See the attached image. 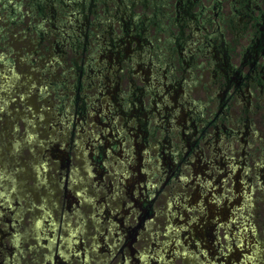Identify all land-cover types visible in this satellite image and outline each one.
<instances>
[{
	"label": "flooded vegetation",
	"instance_id": "af4514ba",
	"mask_svg": "<svg viewBox=\"0 0 264 264\" xmlns=\"http://www.w3.org/2000/svg\"><path fill=\"white\" fill-rule=\"evenodd\" d=\"M165 3L161 0L157 6L162 9ZM95 4L91 0L88 12ZM119 10L114 6L103 12L112 16L110 23L116 22L119 32L109 36L112 47L99 52L113 54L114 63L89 67L101 49L93 46L90 63L76 65L71 89L76 98L66 105L61 95L56 105L57 113L63 114L74 105V121L83 119L87 108L99 113L101 107L86 101L82 92L86 86L94 87L85 80L91 75L87 71H99L104 78L95 87L97 99L112 91L123 116L121 134L109 146L114 150L106 158L101 145L95 152L98 143L86 144L93 149L94 175L75 164L84 157L75 150L72 135L61 144L50 139L49 147L38 143L42 151L38 167L43 171L39 179L20 161L21 166L14 167V159L9 158L15 148L0 152V264H244L239 255L247 251V244L240 233L247 236L249 228L242 223L239 232L231 219L223 224L234 216L226 200L203 192L229 191L231 196L248 192L251 203L243 219L248 218L253 227V241L258 235L264 242L260 206H264V0H174L172 23H168L177 29L163 31L168 41L164 46L159 37L154 42L142 35L147 31L145 15ZM230 24L242 28L241 42L237 34L225 36V25ZM89 36L85 33L82 38ZM128 37L134 39L132 46L119 44ZM83 39L81 49L86 48ZM231 53L236 60H230ZM194 71L198 73L194 82L209 72L203 83L206 98L199 105L190 94L192 85H186ZM245 85L247 92L242 91ZM164 98L170 101L164 103ZM232 107L239 110L231 112ZM152 113L157 115L155 121L150 120ZM129 134L137 139L135 143ZM112 152L120 158L111 160ZM3 159L8 165L1 164ZM78 168L85 174L77 176ZM241 175L245 183L239 180ZM204 181L211 183L210 189ZM170 201L188 222L182 242L176 243H182V249L169 238V257L162 262L148 248L159 245L158 236L175 233L165 227ZM40 210L45 222L55 221L51 242L47 235H39Z\"/></svg>",
	"mask_w": 264,
	"mask_h": 264
},
{
	"label": "rangeland",
	"instance_id": "374dc122",
	"mask_svg": "<svg viewBox=\"0 0 264 264\" xmlns=\"http://www.w3.org/2000/svg\"><path fill=\"white\" fill-rule=\"evenodd\" d=\"M131 1L95 0L96 4L90 6L92 10L88 12L87 7L91 0H0V152L5 153V148L11 150L15 148L13 158H9V160L14 159V167H17L20 161L22 165L27 166L26 168H30L32 175L39 179L43 171L38 167L42 152L39 150L38 143L49 147L53 143L50 139L56 140L57 138L58 144H61L70 135L76 142L75 150L84 157L82 161L75 164L79 165L80 168L83 165V171L88 170L91 174L95 173L92 169L93 166L96 167L97 165L92 164L95 162L93 149H89L86 144L89 142L91 146V141H94L95 144L98 143L97 146H94L95 152L98 151L96 150L98 145H101L106 150V158H108L109 152L114 150L109 146L114 145L113 142H117V135L121 134L123 116L122 112L118 111L119 100L112 97V91L106 90V96L97 99L95 87H98V80L104 78L99 71L92 72L87 69V73L89 72L91 75L85 80L86 82L91 81L94 87L86 86L82 90L85 93L86 101H92L93 104L101 107L99 113H96L93 108H87L84 118L79 120L77 117L78 120L74 121L72 115L75 113L74 105L67 106L65 114L57 113L56 105L62 101L59 97L61 95H64L66 105L76 98L71 90L76 83V65L80 62L83 64L90 63L89 55L93 46L95 48L96 46L101 47V49L97 50L98 55L95 56V62H91L89 67L94 68V66L100 67V64L114 63L113 54L99 53L104 46L112 47L108 44L109 36L113 32H119L116 22H111V26L110 18L112 16L109 13H103L104 11L109 12L113 10L114 6H118L121 13L124 11L145 15L143 19L148 20L147 31L142 35L154 42L155 37H159L160 46H164L163 44L168 42L166 40L167 34H164L163 31L172 28L168 22L172 23L170 17L173 16L174 0H164L165 4L168 3L169 5L162 6V9L158 7L161 0H138L135 4H132ZM226 8L225 6L224 9L228 10ZM120 12L117 14H121ZM147 15H150L149 19ZM176 27L177 25L172 30H176ZM185 30L187 31V28H184ZM85 33H89L90 36L83 39ZM224 33L228 39L236 36V34L240 42L243 39V30L237 25H231L229 28L225 25ZM81 39L86 43L83 44L86 46L85 49H81L83 43ZM133 43L134 39L128 37V41L124 43L122 40L119 44L132 46ZM230 55V60H236V55L232 53ZM135 72L138 75L141 74L140 71ZM193 74L192 80L187 78L186 85H192L190 94L199 105L198 102H202L206 98L205 93L207 91L204 90V87L207 86L203 83L208 80L209 72H203L204 75H202L201 80L196 79V82L193 80L198 73L194 71ZM85 83H83L84 86ZM124 86L125 82L123 81L118 87L123 89ZM243 87L242 91L245 92L247 86ZM159 91L166 92L161 86ZM169 99L164 98L162 100L167 103L170 101ZM242 99L245 101L246 96ZM155 101L162 107L159 99ZM144 104L146 105L147 102L144 101ZM105 105L107 106L105 107ZM121 108L123 109V104ZM237 110H239L238 107L230 109L231 112ZM152 114L150 120L155 121L157 115ZM134 117L135 115H131V120H135ZM96 126H101V129H96ZM99 130L102 131V135L97 139L89 140L88 137L91 134L99 133ZM126 131L129 130L126 129ZM129 136L131 137L130 142L135 143L137 141L130 134ZM238 140L240 141V139ZM48 154L50 153L48 152L46 156ZM109 158L117 160L120 155L112 152ZM1 164L8 165L4 159ZM21 164L19 165L21 166ZM75 164H71L73 169H75ZM227 165L226 167L229 168ZM80 168H78L80 172H76L77 176H80L79 173L85 174L83 171L81 172ZM239 180L245 183L242 175ZM203 184L205 188L210 189L211 183L209 181H204ZM229 184L230 181L225 187L227 188ZM229 193V191H221L220 194L219 192L209 193L205 190L203 192L204 195L207 194V197L212 195L218 200H226L225 205L230 207L229 209L234 216L229 215L228 220L224 219L223 224L228 223L231 219L239 232H242V223L249 228L247 232L251 240L248 239V235L240 233V238L242 241L245 240L247 244V251L239 255L240 259L243 258L246 261L244 264H264V242L260 240L258 235L253 241V227L248 218L243 219V216H246L247 205L251 203V196L248 195V192H239L236 195L232 193V196ZM182 204L185 205V203ZM260 206L263 212L264 206L262 204ZM42 213L44 212L40 210L36 216L39 235H47L46 237L51 242L55 238L56 224L54 220L45 222L42 219ZM165 216V227L174 228L173 232L175 233L170 230V235L164 238L158 236L155 244L158 243L159 245L148 248V253L152 256L155 253L159 261L162 262H166L169 257L166 251L170 245L169 238H173V241L175 239L174 245L182 249V243H176L177 240L182 242L181 232L188 222V218L184 220L182 211L172 201L167 205ZM240 244L243 247L244 242Z\"/></svg>",
	"mask_w": 264,
	"mask_h": 264
}]
</instances>
